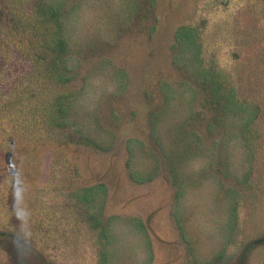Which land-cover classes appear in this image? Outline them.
Listing matches in <instances>:
<instances>
[{"label": "rangeland", "instance_id": "1", "mask_svg": "<svg viewBox=\"0 0 264 264\" xmlns=\"http://www.w3.org/2000/svg\"><path fill=\"white\" fill-rule=\"evenodd\" d=\"M59 1L68 11L60 17L68 49L79 57L65 90L79 91L70 113L80 137L0 146V264H97L96 233L64 197L73 184L97 182L107 186L105 214L115 216L112 264H264V92L250 96L264 88V0H154L150 7L148 0H48ZM28 2L0 0V95L28 67L14 47L20 31L8 25ZM190 25H198L204 61L224 74L237 96L261 104L252 125L261 151L248 157L230 123L221 139L218 131L209 135L202 108L192 129L203 143L179 163L184 183L176 201L177 184L151 154L171 151L170 126L189 114L191 89L180 85L169 98L157 143L148 117L162 99L159 82L178 86L191 76L172 61L170 49L175 29ZM181 56L193 67L187 50ZM8 113L0 120L5 129L11 128ZM242 177L238 194L229 196L225 187ZM132 218L144 225L151 247Z\"/></svg>", "mask_w": 264, "mask_h": 264}, {"label": "trees", "instance_id": "2", "mask_svg": "<svg viewBox=\"0 0 264 264\" xmlns=\"http://www.w3.org/2000/svg\"><path fill=\"white\" fill-rule=\"evenodd\" d=\"M29 1L25 11H20L18 8L8 18L9 29L14 31L18 28L20 31L21 37L16 40L14 47L17 55L28 61V67L13 81L11 87L0 95V120L3 118V114L9 112L7 121H9L8 126L11 127L5 129L3 123L0 122V146L2 149L11 148L16 141H25L32 145L45 144L41 139L43 140L45 137L46 140H49V135H51L50 138H54L56 135L60 142L72 141V139L80 137L78 135L80 130L73 127V117L71 118L70 113L73 101L79 91L65 90V87L67 88L74 80L75 69L79 62L78 53L77 56H74L68 49L63 31L64 22L60 20V17L66 16L68 11H64L63 3L60 1L56 5L49 3L48 0ZM153 3L154 0L147 1L149 7ZM136 8L137 6L133 13ZM137 12L131 19L135 18ZM198 34V25L179 26L175 29L174 41L170 47L172 61L176 66H183L191 76L186 75L179 83H176L178 86H173L175 83L170 80L159 82L158 88L161 91L162 99L148 117L149 134L151 139L156 141L154 136L156 126L159 118L167 111L169 98L175 95L174 92L180 85L191 89L193 96L190 101L189 114L180 124L175 123L172 128L170 126L173 133L170 139L171 151L163 150L166 154L161 155L160 152L161 156H157L155 153L151 154L160 157V161L170 172L171 180L177 184L176 201L184 183L179 174V163L186 160L187 156L193 154L192 151H196L199 144L203 143L202 134L192 129L195 120L200 121V115H203L202 108L209 113L208 118L210 119L205 127L209 135H214L218 131L221 134H219V138L224 136L230 123V126L234 128L237 126L236 134L239 139H242L245 149L247 148L248 157L256 155V150L261 151V142L257 143L259 134L252 128L255 120L261 114V104L256 101L252 102L247 97L237 96L233 84L225 83L224 74L219 69H215L212 64L204 61L201 57L199 43L195 41L199 38ZM186 50L191 60L193 62L196 60L193 67L187 61L183 62L182 60L185 61L181 54L182 52L186 54ZM71 60L74 62L70 63ZM121 75L124 76V72H121ZM259 88L255 89L259 91L258 93L254 92L250 96L257 98V95L260 94L261 98L264 88L263 86L262 89ZM197 100H199V104L195 106L194 103ZM228 132L232 133L233 131ZM217 143L220 144V142ZM216 148H218L216 151L221 150L219 145ZM157 169L158 166L154 171L156 172ZM129 175L132 180L136 181L132 170ZM152 175L154 174L151 173L146 178L150 179ZM227 179L229 178L227 177ZM244 180V177L239 181L234 180L233 185L225 187L226 193H229V196L237 195V184L242 185ZM57 193L62 195L60 189L57 190ZM107 195V186L102 182L87 186L73 184L64 194L66 200L69 199V205L81 210L82 220L89 229L96 233L97 264H112L109 249L110 223L115 216L105 214ZM79 213L80 211L77 213L78 216ZM73 219L76 218L73 217ZM132 219L144 236L146 233L148 234L139 220ZM0 233L3 232L0 231ZM7 233L13 234L8 231ZM145 242L148 247H151L149 235L145 236ZM149 255L152 259V253Z\"/></svg>", "mask_w": 264, "mask_h": 264}]
</instances>
